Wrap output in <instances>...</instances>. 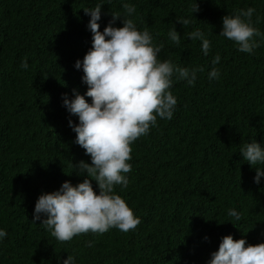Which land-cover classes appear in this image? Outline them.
Segmentation results:
<instances>
[{"label": "trees", "instance_id": "obj_1", "mask_svg": "<svg viewBox=\"0 0 264 264\" xmlns=\"http://www.w3.org/2000/svg\"><path fill=\"white\" fill-rule=\"evenodd\" d=\"M125 3L136 9L127 18L163 45L159 60L203 71L194 85L174 74L172 119L157 117L131 145L128 186L114 192L140 224L59 242L33 215L41 194L82 183L86 174L74 166L91 164L69 126L79 119L64 106L65 96L71 101L74 90L88 89L75 67L93 43L84 9L102 4L103 32L112 13L125 16ZM248 8L264 34V0H0V230L7 233L0 264H63L68 255L75 264H209L226 235L264 243V176L255 182V167L264 164L251 166L240 154L254 139L264 148V35L251 53L219 35L225 15ZM113 26L122 27L123 18ZM174 27L179 45L168 36ZM197 29L210 41L207 56L202 41L189 38ZM213 67L217 79L209 78ZM233 209L239 221L228 215Z\"/></svg>", "mask_w": 264, "mask_h": 264}, {"label": "clouds", "instance_id": "obj_2", "mask_svg": "<svg viewBox=\"0 0 264 264\" xmlns=\"http://www.w3.org/2000/svg\"><path fill=\"white\" fill-rule=\"evenodd\" d=\"M101 5L84 9L85 14L91 16L88 27L93 34V43L82 63L77 60L75 64L77 69L82 67V81L88 89L84 95L74 90L75 97L71 101L64 98V106L79 119L77 125L69 121L76 133L75 143L91 158V164L80 161L74 167L79 169V175L86 174L87 178L76 186L65 181L58 191L41 194L35 203L33 222L40 221L59 242L89 232L103 234L111 228L127 233L140 224L126 201L114 192L117 185L128 186L125 174L132 167L128 163L132 159L131 145L156 126L157 117L172 119L177 105V98L170 91L174 74L177 80L194 85L197 71H203V68L189 69L169 60H159L163 45H155L147 29L138 30L134 20L127 18L136 11L127 3L123 5L125 16L112 13V20L101 32L98 23ZM197 11L198 4L193 13ZM254 12V8L241 9L235 15L222 18L219 35L234 41L241 52L251 53L259 47L254 38L264 35L253 26ZM120 18H123V26L114 27ZM177 22L182 26L191 23L189 19ZM168 36L172 42L180 44L176 27L168 32ZM189 38L201 40L202 51L208 55L210 41L204 38L203 32L197 29L189 33ZM219 61L217 54L212 64ZM21 66L28 68L26 59ZM209 78H219V70L213 67ZM85 96L91 98V103ZM240 154L251 166L264 164V148L255 139L245 144ZM255 168V182L259 184L264 169ZM93 180L99 188L98 194L92 186ZM228 215L237 221L241 219V214L234 209L229 210ZM6 235L0 230V238ZM63 264H75L74 256L68 255ZM209 264H264V243L247 244L245 239L234 240L231 235H226L218 251L212 253Z\"/></svg>", "mask_w": 264, "mask_h": 264}]
</instances>
